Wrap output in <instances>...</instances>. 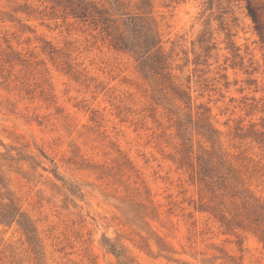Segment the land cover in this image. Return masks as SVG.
<instances>
[{"label":"rangeland","instance_id":"1","mask_svg":"<svg viewBox=\"0 0 264 264\" xmlns=\"http://www.w3.org/2000/svg\"><path fill=\"white\" fill-rule=\"evenodd\" d=\"M91 1L150 16L169 78L58 0H0V212L35 229L0 221V264H264V0Z\"/></svg>","mask_w":264,"mask_h":264},{"label":"trees","instance_id":"2","mask_svg":"<svg viewBox=\"0 0 264 264\" xmlns=\"http://www.w3.org/2000/svg\"><path fill=\"white\" fill-rule=\"evenodd\" d=\"M207 3L212 4L213 0H207ZM58 4L63 5L65 9H69L75 17L90 21L97 28L101 26L102 31L106 32L110 38L111 45L118 50L130 53L138 63L140 71L146 77H157L159 75L163 79L169 78L170 73L167 71L169 67L168 57L160 51L161 38L150 20V16L130 14L122 11L119 5L109 8L105 4L100 5L91 0H58ZM248 12L253 20L257 22V13L250 4L248 5ZM116 15L120 16V23L118 18L115 17ZM157 91L158 95L163 94V88L158 87ZM175 91L181 98L185 99L187 97L184 91ZM158 97L163 99L162 95ZM179 125L180 129H183L181 122ZM203 128L208 132H212L207 123L203 125ZM205 168L207 167H204L203 170L208 173L209 169ZM0 221H17L27 233L29 239H34L35 229L33 225L26 219L24 213L14 206L13 202L7 204L0 212ZM104 243L117 258L125 257V253L119 244L110 240H105Z\"/></svg>","mask_w":264,"mask_h":264},{"label":"clouds","instance_id":"3","mask_svg":"<svg viewBox=\"0 0 264 264\" xmlns=\"http://www.w3.org/2000/svg\"><path fill=\"white\" fill-rule=\"evenodd\" d=\"M257 257H259V258H261L262 260H264V255H262L261 253H259V252H252V253H250V255H249V259H251V260H255Z\"/></svg>","mask_w":264,"mask_h":264}]
</instances>
